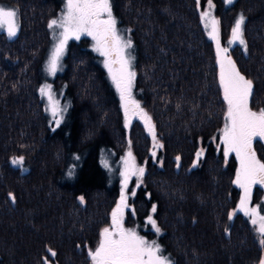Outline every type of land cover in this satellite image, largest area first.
<instances>
[{"label": "trees", "instance_id": "trees-1", "mask_svg": "<svg viewBox=\"0 0 264 264\" xmlns=\"http://www.w3.org/2000/svg\"><path fill=\"white\" fill-rule=\"evenodd\" d=\"M63 1L0 0L18 10L20 25L12 39L0 31V264H43L48 247L57 252L51 264H90L87 251L109 226L121 189L109 164L128 152L129 140L145 169L143 183L128 187L129 203L141 223L157 206L158 240L172 264H259L264 246L248 218L228 219L240 197L232 183L237 163L231 157L225 164L209 141L224 123L226 104L215 45L195 0H112L118 26L131 29L133 92L164 145L159 160L140 119L125 127L119 94L86 37L69 42L54 80L69 105L62 122L49 116L39 87L51 42L47 25ZM213 3L222 39L239 14L246 18L247 53L234 45L230 55L253 81L250 106L258 111L264 108V0ZM254 147L264 162L262 142ZM200 148L204 156L193 168ZM20 156L23 168L11 163ZM9 192L15 204L6 202Z\"/></svg>", "mask_w": 264, "mask_h": 264}, {"label": "snow or ice", "instance_id": "snow-or-ice-1", "mask_svg": "<svg viewBox=\"0 0 264 264\" xmlns=\"http://www.w3.org/2000/svg\"><path fill=\"white\" fill-rule=\"evenodd\" d=\"M232 4L233 0H225ZM197 9H201V0H195ZM207 7L199 12L200 20L210 40L215 42V57L219 72V86L223 92V100L226 104L224 124L220 129L219 144L223 145L222 154L225 164L229 157L234 154L239 162V167L232 181L242 194L237 207L228 214L231 221L237 212H242L248 217L258 234L259 243L264 246V205L252 203L253 188L259 185L264 188V162L257 157L253 147L254 142L264 141V108L254 111L250 106L253 95V81L241 73L236 62L230 55V49L223 47L220 40V20L213 15L215 5L213 0H206ZM18 10L0 6V29L6 30L7 37L12 39L17 36L20 29L18 22ZM245 16L238 15L231 28V36L227 41L229 45L239 44L247 53L248 46L244 38ZM118 21L113 14L112 0H66L62 14L50 20L48 28L52 30L54 43L47 60L46 71L55 76L61 69V61L67 50L69 40H80L87 36L94 42L93 50L104 57V67L119 93L121 107L124 111L125 127L131 125V116L135 115L143 121L144 126L152 137L151 156L157 157V149H163L164 145L157 139L155 124L151 116L141 107L133 97V87L136 80V71L133 66L135 57L130 50L133 49V40L130 36L121 34L117 27ZM131 32V29L126 30ZM42 97H46L48 105L46 111L51 113L57 126L63 119L66 108L60 105L56 99L50 84H44L39 88ZM205 149L200 148L195 152L192 167L199 165L204 156ZM177 168L180 167L181 157L175 158ZM13 166L23 168L24 157L13 158ZM107 167V165H105ZM145 169L137 166L135 157L129 150L123 158V171L119 200L112 209L109 226L99 232V239L95 248H89L87 256L90 264H172L168 256L163 254V249L157 240H148L141 236L136 229L125 227L126 210L135 215V210L130 209L128 203V185L132 177H136L139 187L143 183ZM136 195L135 190L131 192ZM81 204L84 197H78ZM17 197L14 193L7 194V201L15 204ZM157 206L152 205L151 213L147 216V224L151 225L157 235L161 234V228L157 224L154 215ZM228 229H225L227 233ZM77 247H80L77 245ZM48 256L42 258L43 264H51V259L57 256V252L51 247L46 249ZM259 264H264V258Z\"/></svg>", "mask_w": 264, "mask_h": 264}, {"label": "rangeland", "instance_id": "rangeland-1", "mask_svg": "<svg viewBox=\"0 0 264 264\" xmlns=\"http://www.w3.org/2000/svg\"><path fill=\"white\" fill-rule=\"evenodd\" d=\"M225 1V0H224ZM235 0H233V2H234ZM65 3H66V0H64L63 1V3H62V6H61V10H60V12H59V14L58 15H56L55 17H53V18H51V20L52 19H55V18H58L61 14H62V12H63V10H64V6H65ZM227 4V3H226ZM227 5H230V4H227ZM0 6H3V5H0ZM3 7H7V8H10V7H8V6H3ZM206 7H207V4L205 3L204 5H202V7H201V10H204V9H206ZM213 15H215L216 16V12H215V8H214V10H213ZM216 18H217V16H216ZM238 18V16L235 18V20ZM235 20H234V22H235ZM234 26V25H233ZM117 27H118V29L121 31V34L122 35H125L126 37L128 36L127 35V28H125V27H119L118 26V24H117ZM50 30V29H49ZM0 31H3V32H6V30H3V29H0ZM230 36H231V34H230ZM230 36H229V38H226V39H222L221 38V34H220V40H221V45L223 46V47H228L229 49H231L232 47H234V45H239L238 43L237 44H233V45H229L228 43H227V41L230 39ZM82 37H86V38H88V39H90L91 41H92V39L90 38V37H87V36H82ZM50 45H49V48H48V50H47V54H46V57L44 58V61H43V79H42V82L40 83V87L41 86H43L44 84H50L51 86H52V89H53V92H54V94H55V97H56V99L60 102V105L62 106V107H64V108H66V111H67V109H68V106L69 105H67V103L66 102H62V97H63V95H62V90L61 91H58V93H57V91H56V88H57V84L55 83L54 84V80H55V77H57V75L58 74H61V72H62V70L64 69V64H65V62H64V57H65V55H66V52H65V54H64V56H63V58H62V61H61V65H62V67H61V69L56 73V75L55 76H51V75H49L48 73H47V71H46V65H47V60H48V58H49V56H50V52H51V49H52V45H53V43H54V40H53V36H52V30H50ZM71 40H69V42H70ZM212 41V40H211ZM69 42H68V44H69ZM213 42V45H215V42L214 41H212ZM92 44H94V42L92 41ZM239 46H241V45H239ZM133 50V49H132ZM132 50H130L131 52H132V55H133V51ZM99 54V53H98ZM101 57V60H102V64H103V61H104V57H102V56H100ZM133 66H134V61H133ZM103 67H104V64H103ZM104 69H105V71H107V69L104 67ZM136 71V70H135ZM107 74H108V72H107ZM108 77H109V80H110V82H112L111 81V78H110V76L108 75ZM113 84V83H112ZM39 87V88H40ZM113 87H114V89H115V91H116V88H115V86H114V84H113ZM134 88V87H133ZM133 91V90H132ZM40 93V92H39ZM119 94V93H118ZM133 97L136 99V96H135V94H134V92H133ZM44 98V102H45V106H47L48 105V101H47V98L46 97H43ZM120 99V98H119ZM139 103H140V105H141V107L143 108V106H142V103L140 102V100L139 99H136ZM120 101V100H119ZM120 103H121V101H120ZM144 109V108H143ZM65 111V112H66ZM122 111H123V108H122ZM145 111V110H144ZM48 112V114H49V116L51 117V119H53L52 118V116H51V113L49 112V111H47ZM65 112L63 113V115L65 114ZM146 112V111H145ZM123 114H124V111H123ZM149 115V114H148ZM64 117V116H63ZM125 118V117H124ZM134 119H138L139 120V118L138 117H136L135 115H132L131 116V122H132V120H134ZM124 121H125V119H124ZM141 122L143 123V121L141 120ZM144 124V123H143ZM224 124V123H223ZM222 127H223V125L217 130V132H216V134H214L212 137H210L209 138V141L210 142H212L213 143V145L215 146V148L216 149H218L217 148V145L219 144V137H220V129H222ZM147 134H149L148 132H147ZM262 142V144H263V146H264V141H261ZM200 144H201V141L199 142ZM256 144V142H254V144H253V147H254V145ZM222 148H223V145H220V148L218 149L219 151H221L222 152ZM254 149H255V147H254ZM161 150L162 149H157L156 151H157V157L156 158H154V159H156V160H159L160 159V157H161ZM152 151V150H151ZM127 153L128 152H126L125 154H123L122 156H120L119 157V159L116 161V163L115 164H109L110 165V169L114 172V170H118V173H119V178L121 179L120 180V183H121V181H122V177H121V175H120V173L123 171V158L124 157H126V155H127ZM256 153H257V151H256ZM133 155V154H132ZM231 157H233L234 159H235V161H236V163H237V168L239 167V162L236 160V158H235V155L234 154H232L230 157H229V159L231 158ZM257 157H258V153H257ZM259 158V157H258ZM262 161V160H261ZM135 162H136V164H137V166H140V167H143V164L141 163H139V161L136 159V157H135ZM108 165V166H109ZM235 179V178H234ZM134 181V183H135V186H136V184H137V179H136V177H132V179H131V181L129 182V185H131V182H133ZM129 185H128V187H129ZM235 185V184H234ZM235 187H236V185H235ZM237 188V190H238V192H239V195H241L242 194V190L241 189H239L238 187H236ZM256 193L257 194H259L260 195V198L257 200V201H255V196H256ZM240 198V197H239ZM119 200V199H118ZM117 200V201H118ZM128 203H129V200H128ZM238 203H239V199L237 200V202H236V204L234 205V208H232L231 210H230V212H232L236 207H237V205H238ZM252 203H253V205H257V204H261V205H264V188H261L259 185H257V186H255L254 188H253V193H252ZM129 205H130V209H133V207L131 206V204L129 203ZM237 214H242V215H244L242 212H237ZM236 214V215H237ZM261 214H264V210H262V212H261ZM131 216V220H130V222H128L127 220V218H128V216ZM246 217V216H245ZM248 218V217H247ZM137 219L135 218V216L134 215H132V213H131V211L130 210H126V214H125V227H127V228H134V229H136V231L141 235V236H144L146 239H148V240H157V242L161 245V243L159 242V240H158V236L159 235H157L156 233H155V231L152 229V227H151V225H148L147 224V217L144 219V223H141V222H138V221H136ZM249 220V219H248ZM250 221V220H249ZM111 223V222H110ZM250 225H251V228L253 229V231H254V226L251 224V222H250ZM254 233H255V236H256V238H257V240H258V243H259V237H258V234L254 231ZM259 245H260V243H259ZM261 246V245H260ZM162 247V246H161ZM162 249H163V247H162ZM163 254L165 255V256H168L169 258H170V260L172 261V257H171V255L170 254H168V253H165L164 252V250H163ZM262 258H264V256L262 257Z\"/></svg>", "mask_w": 264, "mask_h": 264}]
</instances>
